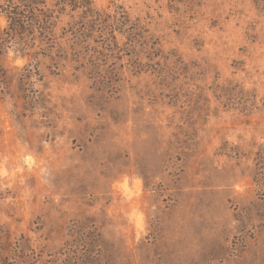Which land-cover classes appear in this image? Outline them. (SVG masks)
<instances>
[{"label": "rangeland", "instance_id": "1", "mask_svg": "<svg viewBox=\"0 0 264 264\" xmlns=\"http://www.w3.org/2000/svg\"><path fill=\"white\" fill-rule=\"evenodd\" d=\"M44 1L0 55V264H264V0Z\"/></svg>", "mask_w": 264, "mask_h": 264}, {"label": "trees", "instance_id": "2", "mask_svg": "<svg viewBox=\"0 0 264 264\" xmlns=\"http://www.w3.org/2000/svg\"><path fill=\"white\" fill-rule=\"evenodd\" d=\"M46 6L47 2L44 0H6L4 16L8 27L0 36V55L10 48L9 45L20 47L21 50L30 49L37 44L38 32L53 33V11ZM20 36H27L26 41L16 42ZM0 75L3 78L6 75L1 64Z\"/></svg>", "mask_w": 264, "mask_h": 264}]
</instances>
